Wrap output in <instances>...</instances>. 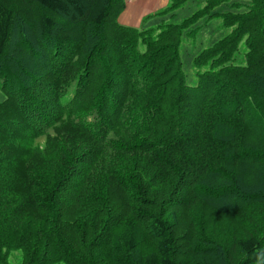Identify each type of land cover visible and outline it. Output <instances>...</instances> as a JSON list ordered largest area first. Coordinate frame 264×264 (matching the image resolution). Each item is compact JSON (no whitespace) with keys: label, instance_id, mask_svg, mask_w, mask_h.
Instances as JSON below:
<instances>
[{"label":"trees","instance_id":"16d2710c","mask_svg":"<svg viewBox=\"0 0 264 264\" xmlns=\"http://www.w3.org/2000/svg\"><path fill=\"white\" fill-rule=\"evenodd\" d=\"M23 1L0 0V264H264V0L149 29L125 0Z\"/></svg>","mask_w":264,"mask_h":264},{"label":"rangeland","instance_id":"374dc122","mask_svg":"<svg viewBox=\"0 0 264 264\" xmlns=\"http://www.w3.org/2000/svg\"><path fill=\"white\" fill-rule=\"evenodd\" d=\"M10 0H7L9 2ZM12 3L15 5H18L22 8L27 7L25 1L23 0H11ZM23 4L24 6L20 5ZM205 5V0H190L188 4L182 8L177 10L174 14V17H171V14H166L160 18H154L151 21L145 20L143 27L146 29L157 27L162 22H173V23H180L184 21L185 19L191 17L195 13H197L200 9H202ZM231 8L226 5L219 6L216 10L217 13L224 14L228 11H230ZM38 14V15H37ZM37 16H43L40 12H37ZM201 21L196 24V27L199 26ZM141 29V28H137ZM201 31L197 33L196 38H188L184 37L183 44L180 51L181 61L183 64V70L186 75V80L189 85H196L198 82V72H204L205 69H198L196 65L194 64L196 57L198 54L203 51L204 49L208 48L210 45H212L217 40L221 39L226 33L227 30L222 27L221 20L217 17L211 19V20H204L203 25L201 27ZM30 37L32 38V35L30 34ZM18 39V37H17ZM19 41L15 42L14 47L18 50L20 49ZM246 42L245 40L241 44L240 52L246 48L245 46ZM37 48V47H36ZM30 52V51H29ZM8 55H11L10 57H14L18 59L20 56L19 54L11 53L10 51H7ZM23 58H26L25 56H22ZM238 58H242L241 55H238ZM112 64L114 67H118L119 63H117L115 60H112ZM35 67V65H34ZM7 98L6 93L0 88V104ZM204 207L201 205H197L195 216H199L203 213ZM211 217L212 227L215 225H221L222 223H225L227 219H219L216 217ZM148 241H151L150 238H146L143 240L142 244L140 245V251L142 252V256L147 255L149 253L154 254L155 250V244L152 242L151 246ZM153 252V253H152Z\"/></svg>","mask_w":264,"mask_h":264},{"label":"crops","instance_id":"0c3cea01","mask_svg":"<svg viewBox=\"0 0 264 264\" xmlns=\"http://www.w3.org/2000/svg\"><path fill=\"white\" fill-rule=\"evenodd\" d=\"M171 0H125L126 7L119 18L123 26L141 28L145 20L167 8Z\"/></svg>","mask_w":264,"mask_h":264}]
</instances>
